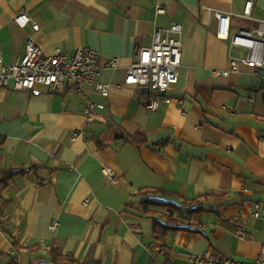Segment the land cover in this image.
<instances>
[{
	"label": "crops",
	"instance_id": "0c3cea01",
	"mask_svg": "<svg viewBox=\"0 0 264 264\" xmlns=\"http://www.w3.org/2000/svg\"><path fill=\"white\" fill-rule=\"evenodd\" d=\"M246 1L0 0L6 61L21 58L28 39L47 54L90 47L103 62L118 58V67L101 75L112 85L105 100L92 89L62 95L0 87V171L36 166L0 183V264L15 260L12 250L20 264H164L167 256L188 264L191 255L208 251L264 258V218H253L255 204L264 206V89L244 65L238 73L220 74L245 51L218 37V20L208 17L210 10L230 13L232 34L258 29L264 0H254L253 19L242 16ZM158 5L166 13L158 14ZM20 11L40 29L19 27L14 19ZM173 23L182 26L184 45L179 81L169 92L173 101L150 111L152 91L115 85L123 83L136 50ZM89 101L107 105L96 111L92 126L85 113ZM110 125L131 134L140 129L149 141L121 144L116 135L100 148L92 137ZM75 131L84 132L73 139ZM158 140L164 142L160 150L154 148ZM107 168L118 173L117 185L108 182ZM145 187L188 200L212 197L203 213L179 212L180 225L190 230L164 232L155 221L166 224L167 213L177 210L153 205L155 214H146L138 196ZM158 199L183 204L176 196ZM53 243L79 263L53 262L46 250ZM36 245L42 250L30 252Z\"/></svg>",
	"mask_w": 264,
	"mask_h": 264
},
{
	"label": "built area",
	"instance_id": "2783aa9c",
	"mask_svg": "<svg viewBox=\"0 0 264 264\" xmlns=\"http://www.w3.org/2000/svg\"><path fill=\"white\" fill-rule=\"evenodd\" d=\"M254 0H247L243 17L253 19ZM158 14L166 13L162 5H158ZM214 16L218 20L217 35L221 39L229 40L232 47L244 50V55L232 57L230 67L220 71L221 75L228 76L231 73L240 72V66L244 65L252 70L255 77L259 78V87L264 89V24L258 29H241L237 33H231V14L220 11H209V21ZM15 23L22 28L31 25L35 31L40 29L38 23L34 22L26 11L17 13ZM182 26L173 23L167 28H159L154 31L151 45L141 46L136 50L132 64L123 85L145 87L153 92L154 96L146 103L150 111L159 109L161 103H171L173 98L169 92L179 81V69L182 65L183 54ZM118 67V58L112 57L105 62L101 53L90 47H80L73 53L62 48L56 49L52 54H47L33 40L28 39L24 55L16 61H6L0 52V87L15 91L40 92L42 89L55 94H66L75 92L79 95H87L92 89L100 94L102 98L108 99L112 85L101 80V75L106 69ZM106 102L95 103L89 101L85 108L87 126L96 122L98 115L96 111L106 108ZM84 131H75L72 138L76 139L83 135ZM123 137L119 143H124ZM164 142L156 141L154 148L162 149ZM107 180L112 185L120 181L119 175L111 168L106 169ZM168 216L178 219L179 215L170 210ZM253 218H264V206L261 203L255 204ZM56 221H53L51 229H55ZM240 236L244 232L239 228ZM10 254L19 260L18 253L12 250ZM188 264H264V258L258 257L255 260H246L226 255L219 251H208L202 255H191Z\"/></svg>",
	"mask_w": 264,
	"mask_h": 264
},
{
	"label": "trees",
	"instance_id": "16d2710c",
	"mask_svg": "<svg viewBox=\"0 0 264 264\" xmlns=\"http://www.w3.org/2000/svg\"><path fill=\"white\" fill-rule=\"evenodd\" d=\"M116 135L119 136V138L125 137V140L127 139L128 141H131L134 145L138 147L145 145L149 141V135L140 129L136 133L131 134L127 132L123 127L115 126V125L108 126L107 129L103 133H101V135L93 136L92 140H95L99 144L100 148H103L104 142L108 141L109 138L116 136ZM33 168H36V166H32V168L30 169L22 168L19 170L0 171V183L6 184L7 181L13 178L14 176L18 174L26 173L28 172V170H31ZM159 194L165 197L176 196L183 202V204L178 205L172 202H167L165 200L158 199ZM138 196L142 197L140 203L143 207V211L146 214H151V215L155 214L153 211L149 210V206H153V205L174 207L178 212H183V213H187L190 215L195 214V213H203L207 211L204 205V201L212 197V196H203L200 199L188 200V199H184L180 197L175 192H168V191H165L164 189L153 188V187H145V188L140 189L138 191ZM127 205L129 206L130 204H127ZM208 211L217 212V210L214 208H209ZM155 226L156 228L161 227L164 230V232H167L169 230H175V231L176 230H190L188 227L180 225V221L178 219H173L171 217H168L166 224L160 223L158 220L155 221ZM0 228L3 229V226L1 225V223H0ZM19 246L20 245H18V243L14 244V247L16 248H19ZM39 250H42V247L40 245H36V246L29 248L30 252H37ZM46 250L49 252L51 260L53 262H57L58 260H67V261H71L74 263H79L75 257L68 255V254H64L62 253V251H59V248L56 245V243H53ZM3 255L4 253L0 252V256H3ZM7 264H20V263L14 260L13 258H11ZM40 264H49V263L45 262V263H40ZM87 264H99V262H93V263H87ZM150 264H152V262ZM164 264H178V263L173 262L171 258L167 256L164 261Z\"/></svg>",
	"mask_w": 264,
	"mask_h": 264
},
{
	"label": "rangeland",
	"instance_id": "374dc122",
	"mask_svg": "<svg viewBox=\"0 0 264 264\" xmlns=\"http://www.w3.org/2000/svg\"><path fill=\"white\" fill-rule=\"evenodd\" d=\"M175 212H177V211H175ZM178 213V215L180 216V213L179 212H177ZM168 215V214H167Z\"/></svg>",
	"mask_w": 264,
	"mask_h": 264
}]
</instances>
